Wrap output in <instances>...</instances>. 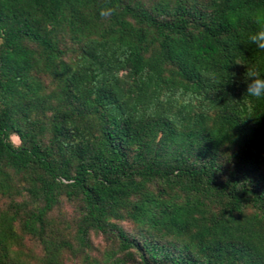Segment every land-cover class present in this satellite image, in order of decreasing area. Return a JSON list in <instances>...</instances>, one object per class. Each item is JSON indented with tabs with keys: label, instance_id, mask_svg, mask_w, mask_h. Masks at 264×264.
Listing matches in <instances>:
<instances>
[{
	"label": "trees",
	"instance_id": "trees-1",
	"mask_svg": "<svg viewBox=\"0 0 264 264\" xmlns=\"http://www.w3.org/2000/svg\"><path fill=\"white\" fill-rule=\"evenodd\" d=\"M262 31L264 0H0V264H264Z\"/></svg>",
	"mask_w": 264,
	"mask_h": 264
},
{
	"label": "clouds",
	"instance_id": "clouds-1",
	"mask_svg": "<svg viewBox=\"0 0 264 264\" xmlns=\"http://www.w3.org/2000/svg\"><path fill=\"white\" fill-rule=\"evenodd\" d=\"M251 41L264 50V31L259 35L251 36ZM246 93L255 98H264V73L257 72L253 77L247 80Z\"/></svg>",
	"mask_w": 264,
	"mask_h": 264
},
{
	"label": "rangeland",
	"instance_id": "rangeland-1",
	"mask_svg": "<svg viewBox=\"0 0 264 264\" xmlns=\"http://www.w3.org/2000/svg\"><path fill=\"white\" fill-rule=\"evenodd\" d=\"M12 140H13V142L15 143V144H17L18 143V141H17V139L16 138H12Z\"/></svg>",
	"mask_w": 264,
	"mask_h": 264
}]
</instances>
